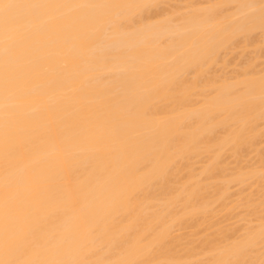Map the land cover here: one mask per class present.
Segmentation results:
<instances>
[{"label": "bare ground", "instance_id": "bare-ground-1", "mask_svg": "<svg viewBox=\"0 0 264 264\" xmlns=\"http://www.w3.org/2000/svg\"><path fill=\"white\" fill-rule=\"evenodd\" d=\"M165 1L0 0V264H264V221L173 236L264 182L220 167L264 138V68L214 71L257 32L264 55V0Z\"/></svg>", "mask_w": 264, "mask_h": 264}, {"label": "rangeland", "instance_id": "rangeland-1", "mask_svg": "<svg viewBox=\"0 0 264 264\" xmlns=\"http://www.w3.org/2000/svg\"><path fill=\"white\" fill-rule=\"evenodd\" d=\"M177 1V2H176ZM184 0H173V2H172V0L171 1H165V3L164 4H166V3H168L169 4V2L171 3L170 5H168V4H166V5H161V12L162 13H164V14H169V13H171V12H173V11H178V9L179 8H184V6H186L187 4H188V8L187 9H179L180 11H181V13H182V11L183 12H185V11H187V10H189V6L190 7H194V6H192L191 4L189 5V3H193L194 5L198 2V4L199 3H202L201 5H206L207 3V1L209 2V0H187V2H186V0L184 1V2H186V4L183 2ZM189 1V2H188ZM196 3H195V2ZM200 1V2H199ZM202 1V2H201ZM215 1V0H214ZM213 0L211 1L210 0V2L209 3H212V2H214ZM218 0H216V2H217ZM179 2H180V4H179ZM183 3H184V5H183ZM208 3V4H209ZM173 4V5H172ZM198 4H196L195 6L196 7H198ZM179 6V7H176V6ZM182 5V6H181ZM200 5V6H201ZM163 6H165V7H163ZM171 6V7H170ZM181 6V7H180ZM174 7H176V8H174ZM187 7V6H186ZM201 7H203V6H201ZM231 7H233V6H230L229 8H231ZM168 8H170V10L168 9ZM172 8V9H171ZM174 8V9H173ZM179 11V12H180ZM258 33V34H257ZM257 33H255V34H257V35H254V36H256L257 38H259L260 39V36H261V38H262V35H260V32H257ZM257 38H255L256 39V42H254L253 44L254 45H256V43H257V45L258 44H260L261 45V40L262 39H260L259 40V43H258V40H257ZM251 45V47H245V48H243V47H238L241 51H239V49H237V48H235L233 51H230L229 52V54H227L228 56H226V53L224 54V56L228 59V60H226V62H228L229 61V63L228 64H225V66L226 65H228V67L226 66V69L225 68H223V67H225V66H221L222 64H216V65H218L216 68H214L215 70L214 71H216L215 72V74L216 75H221L222 74V76H223V73H224V71L226 72V73H224V77H227V76H230V77H233L234 75L236 76V74H237V71H239L238 73H240L242 70L241 69H243V67H244V65H245V62H247V64L248 63H251L252 61H257V62H255V64H256V70H260L259 69V67L260 66H262L261 67V69H263L264 68V58L262 57V58H260L259 57V55L261 56V55H263V54H258V51H255V50H258V49H256L257 47H255L254 45ZM262 44H264L263 42H262ZM254 46V47H253ZM260 47V46H259ZM264 47V45L263 46H261V48H263ZM249 48H251V50L249 49ZM254 48H255V50H254ZM264 49V48H263ZM236 50V51H235ZM243 50H246V51H243ZM253 51H254V53H253ZM261 51H262V53H263V51L264 50H262L261 49ZM260 51V52H261ZM238 52V53H237ZM244 52V53H243ZM249 52H251L252 53V55H251V53H249ZM228 53V52H227ZM232 53V54H231ZM246 53V54H245ZM234 54V55H233ZM239 54V55H238ZM230 55V56H229ZM223 56V58L224 59H226L225 57ZM236 56L238 57V58H236ZM247 58H246V57ZM251 56V57H250ZM264 56V55H263ZM232 58V60H230L231 58ZM257 57V58H256ZM259 57V58H258ZM236 58V59H235ZM253 58V59H252ZM244 59H245V61H244ZM249 59V60H248ZM256 59V60H255ZM259 59H260V61H259ZM263 61H262V60ZM234 60V61H233ZM240 60H242V61H240ZM231 61V62H230ZM232 62H233V64H232ZM243 63V64H242ZM258 63V64H257ZM262 63V64H261ZM230 64H232L231 66H230ZM260 64V66H258ZM235 65V66H234ZM233 66V67H232ZM241 66V67H240ZM219 67H220V69L222 68V70H220L219 69ZM238 67L240 68V69H238ZM246 67V66H245ZM244 67V68H245ZM258 67V68H257ZM229 68V69H228ZM213 69V68H212ZM219 69V73L217 74V70ZM224 70V71H223ZM214 71H212L213 73H214ZM230 71H231V73H232V71H233V73L231 74L230 73ZM221 72V73H220ZM223 72V73H222ZM229 72V73H228ZM236 73V74H235ZM225 74H226V76H225ZM234 76V77H235ZM232 80V79H231ZM262 140H264V138H262V139H260V143H258V145L259 146H261L262 144H263V148L262 147H259L258 145V147H257V149H255L254 151H252V152H254V153H252L251 152V155H249L250 153H248V155L246 154V158H239V157H237V159H236V157L235 156H232L231 154H229L228 152H226V154H224V157H223V160H224V162L225 163H223V161L221 162V164H220V167H222V168H224V167H226V165H228L226 168L229 170V169H233L234 171H232V173L230 172L231 170H229V171H227L226 170V172H228V174L229 173H231V174H233V173H237V170H238V172L241 170L242 171V168H244V167H242V166H244V165H246L245 166V170L244 171H246V172H249L251 169H256L257 167H260V166H264V164H260V162H261V156H259V154L261 155V153L262 152H264V143H262L261 144V141ZM262 142H264V141H262ZM262 152H261V151ZM250 152V151H249ZM228 154V155H227ZM257 154H258V156H257ZM232 156V157H231ZM228 157V158H227ZM234 157V158H233ZM247 158H249V159H247ZM258 158H259V160H258ZM201 161H200V160ZM198 160H197V162L195 161V166L194 167H196L195 169H197L198 171H197V174L201 171L200 169L202 168V166H205V165H202V163L203 164H205V163H207L206 161H207V159H206V157L205 158H203V160L201 159V158H199ZM244 159V160H243ZM239 161L240 160V163H236V161ZM259 162H258V161ZM203 161H205V163L203 162ZM237 161V162H238ZM241 161H243L242 163H241ZM247 161V162H246ZM199 162V163H198ZM201 163V164H200ZM246 163V164H245ZM250 163V164H249ZM262 163V162H261ZM197 164V165H196ZM222 164H224V165H222ZM226 164V165H225ZM236 164H238L239 166H235ZM255 164V165H254ZM251 165V166H250ZM253 165V166H252ZM258 165V166H257ZM231 168H230V167ZM237 167V168H235V167ZM241 166V167H240ZM248 166V167H247ZM250 166V167H249ZM229 167V168H228ZM240 167V168H239ZM246 167L247 168H250V170H248V169H246ZM256 167V168H255ZM200 168V169H199ZM225 168V169H226ZM262 168V171L264 172V170H263V168L264 167H261ZM235 169H236V171H235ZM200 170V171H199ZM224 170V169H223ZM257 170V169H256ZM259 170V169H258ZM225 171V170H224ZM243 171V172H244ZM251 171H254V170H251ZM261 171V170H260ZM181 172V171H180ZM226 172L224 173V175H223V177L225 176V177H227V175H225L226 174ZM183 173H184V171H183ZM181 174V173H180ZM200 174V173H199ZM177 175H179V174H177ZM182 175V174H181ZM178 177V176H177ZM180 177V176H179ZM203 177V176H202ZM221 177V176H220ZM204 178V177H203ZM203 178H201V179H203ZM219 180V179H218ZM220 180H221V178H220ZM219 180V181H220ZM250 180V179H249ZM257 179L256 178H253V181H256ZM206 181V180H205ZM214 181H216L217 182V179H212V182H211V180H210V183H214ZM222 181H223V179H222ZM253 181H252V179L250 180V182H244L245 184V186L244 185H242V184H239L238 186H237V183H232L231 185H230V191L229 190H227L229 193H227L226 192V197H228V199L226 200V201H224V200H222V201H220V206H223V207H220V206H217V204H219V202L217 203V204H215V205H213V207L210 209V210H213L214 212V214L212 215V216H214V217H212L211 216V218H209V219H207V222L205 221H203V220H200L203 224H201V222H199V224L201 225V226H199V224H198V222L197 221H194V223L193 224H195V225H192L191 223L190 224H188L189 226L190 225H192V226H197V227H195V228H198L197 230L195 229V228H193L192 226V228L191 227H186V228H184L183 230H178V228H176L175 230H174V233H173V236H176V237H179L180 236V238H182L183 239V241H181V244L183 243V245H187V243L190 241H192L193 243H191L190 244V242H189V244H188V246H180L181 248H178V249H182V248H186V250L188 249V248H190L191 247V245L192 244H194V242L196 243V244H194L195 246L199 243H201L202 244V242L204 241V240H207L208 238H211L210 236L213 234V235H215L216 233H215V231L217 232L218 230V232H220L221 233V235L223 234V235H225V236H227L228 234H230V235H232V238L230 237V236H228L230 239H231V243H232V240H233V242H234V240H235V238H236V240H237V238H239V236H242L243 234H244V232H247L246 231V229L247 228H253V227H251V226H254L255 225V227H256V225L260 222V221H264V186H263V184H264V182L262 183V186H261V184L259 185L258 184V182L256 181V182H254L253 183ZM221 182V181H220ZM207 183H208V181H207ZM250 183H251V185H250ZM256 183L258 184V185H256ZM236 184V187L234 186ZM252 184H254V185H252ZM242 185V186H241ZM247 186V187H246ZM257 186V187H256ZM258 186L262 189V194L260 195V193L258 192V191H261V189L260 188H258ZM242 192V193H241ZM258 193V194H257ZM240 195V196H239ZM248 196H252V197H254V198H256V199H254V198H252L254 201L253 202H255V203H253L252 201H251V199L249 200V198L250 197H248ZM230 197H231V199H230ZM242 197V198H241ZM226 199V198H225ZM240 199V200H239ZM241 199H242V202H241ZM244 199H246V201L244 200ZM261 199V200H260ZM263 199V200H262ZM256 200V201H255ZM249 201H251L252 202V205H254V206H252V205H250V204H248L249 203ZM257 201H258V203H257ZM229 202V203H228ZM259 202H260V204H259ZM261 202H262V204H263V206L261 205ZM244 203L247 205V206H245L244 205ZM259 204V205H258ZM249 206V207H248ZM260 206V208H261V211L260 210H258V212H260L259 214H257L256 213V211H257V208ZM248 207V208H247ZM252 207V208H251ZM254 207H256V208H254ZM250 208V209H249ZM248 209V210H247ZM252 209V211L251 212H253L252 214L251 213H249L248 211H250ZM255 209V210H254ZM259 209V208H258ZM216 210V211H215ZM263 210V211H262ZM216 212V213H215ZM255 212V213H254ZM263 212V213H262ZM263 215V216H258V218L260 219H258L257 218V215ZM211 215V214H210ZM260 217H263V218H260ZM206 218H208V217H206ZM198 219H199V217H198ZM195 220H197V219H195ZM211 221V224L209 223ZM191 222V221H190ZM206 223V225H204ZM212 223H214V227H209V226H212ZM208 224V225H207ZM216 225V226H215ZM249 225H251V226H249ZM259 225V224H258ZM249 226V227H248ZM200 228V229H199ZM208 228H211L210 230L208 229ZM224 228V229H223ZM227 229V230H226ZM178 230V231H177ZM226 230V231H225ZM231 231V232H230ZM217 232V235L219 234L220 235V233H218ZM234 232V233H233ZM194 233H196L195 235H194ZM227 233V234H226ZM182 235V236H181ZM220 235V236H221ZM219 236V237H220ZM213 237V236H212ZM215 237H216V235H215ZM218 237V236H217ZM222 238V237H221ZM227 238V237H226ZM229 238H227L228 240H229ZM242 238V237H241ZM193 240H195V241H193ZM223 240H224V237H223ZM197 241V242H196ZM219 242L221 241L220 239L218 240ZM214 242H216V241H214ZM225 241H223V243H224ZM222 243V244H223ZM226 244H230V241L229 242H225ZM224 243V244H225ZM200 244V245H201ZM216 244V243H215ZM218 244V243H217ZM221 244V243H220ZM223 244V245H224ZM225 244V245H226ZM189 245H190V247H189ZM193 245V246H194ZM223 245H221V246H223ZM199 246V245H198ZM179 247V246H178ZM200 247V246H199ZM203 247H205L206 248V246L205 245H202V248ZM195 248V247H194ZM205 248H203V249H205ZM259 248H261V247H259ZM198 249V248H197ZM202 249V250H203ZM258 249V248H257ZM262 249H263V247H262ZM182 250H184L185 251V249H182ZM182 250H180V251H182ZM201 249H199V250H197L198 251V253H203V255L201 254V255H198L197 257H198V259L199 260H205L206 258H208L210 255H208L207 256V251L206 250H204V251H206V253L205 252H200V251H202ZM256 250V249H255ZM264 250V249H263ZM184 251H183V254H184ZM196 251V250H195ZM254 251V250H253ZM261 251V253H264V251H262V250H260ZM180 253V252H179ZM182 253V252H181ZM186 253V252H185ZM204 253H205V255H204ZM260 253V252H259ZM258 253V254H259ZM253 254V253H252ZM251 254V256H253ZM262 255H264V254H262ZM255 256V255H254ZM257 256V255H256ZM255 256V257H256ZM262 257H264V256H262ZM193 259H196V257L195 258H193ZM197 259V260H198ZM198 260V261H199ZM190 261V260H189ZM192 261V260H191ZM194 261V260H193ZM192 261V262H193ZM198 261H196L195 262V264L198 262ZM188 264H191L190 262L188 263Z\"/></svg>", "mask_w": 264, "mask_h": 264}]
</instances>
